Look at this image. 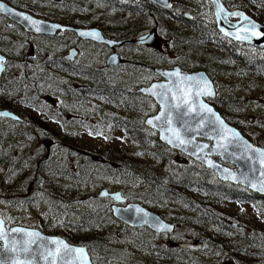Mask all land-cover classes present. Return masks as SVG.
Listing matches in <instances>:
<instances>
[{"label":"rangeland","instance_id":"rangeland-1","mask_svg":"<svg viewBox=\"0 0 264 264\" xmlns=\"http://www.w3.org/2000/svg\"><path fill=\"white\" fill-rule=\"evenodd\" d=\"M140 1L12 0L11 5L45 20L97 26L113 36L110 29L117 20H124L127 25H143L137 15L123 5ZM171 1V10H159L147 1L154 6L149 13L150 21L161 32L147 23L140 34L154 28L156 43L120 47L118 52L129 61L112 69L105 65L110 51L103 44L78 40L71 32L56 36L34 35L0 15V52L6 57L0 78V102L16 107L26 119H40L54 130L59 137L53 140L52 146L59 141L64 144L51 148L47 161H42L47 136L28 138L25 125L10 121L0 125L5 136L4 145L0 146V210H9L11 217L24 224L42 227L46 233L63 237L67 234L83 236L85 229L77 227L80 223L100 229L108 245L121 256L106 258L102 264H127V258H133L134 262L145 259L140 255L144 247L142 237L150 238L151 234L129 228L116 219L111 213L112 199L99 197L102 188L119 190L126 202H139L165 219L186 216L184 224L192 226L195 240H202L211 247L195 251V262L224 263L225 256L216 250L219 245L228 244L225 250L228 256H237L236 262L264 264V196L255 198L248 189L226 183L245 193L248 199H232L214 193L211 205L207 206L202 198L208 193L202 190L182 187L180 193L169 192L174 188L173 181L186 178L182 173L195 180L212 179L216 174L158 140V133L144 125L145 118L158 111V105L150 96L137 92L138 88L161 80L155 67L177 65L185 72L206 68L217 91L216 98L206 100L244 136L264 147V78L250 74L241 58L264 60V47L232 40L219 31L213 35L222 46L200 43L196 25L205 24L206 29L212 30L207 25L216 24L213 5L208 0ZM222 2L229 11L239 10L264 26V0ZM184 13L192 14L195 20L190 22ZM230 19L238 20V16ZM170 31H177V36L173 37ZM183 36L184 42L180 41ZM68 46H76L80 51L74 64L77 72L66 70L64 54ZM83 68L87 71H81ZM117 84L122 88L118 103H110L88 91L93 85ZM119 117L134 128H140L141 137L129 135L115 126ZM35 128L30 129L39 133ZM63 135L69 145L61 141ZM153 135L157 139L151 137ZM73 142L76 149L71 150ZM110 148L121 149L132 156V160L153 167L139 172L123 168L109 156ZM5 153H9L8 158L1 159ZM59 163L64 164L62 168L66 166L62 172L67 169L72 175L59 180L67 193V208L53 203L41 192L32 193L27 202L12 196L3 197L7 196L4 194L8 186L15 188L19 176L24 179L34 175L35 164L47 167L59 166ZM191 196L197 202L190 199ZM193 202L202 203L204 207L197 208ZM79 210L87 212L84 218L77 214ZM90 255L100 258L96 252Z\"/></svg>","mask_w":264,"mask_h":264},{"label":"water","instance_id":"water-1","mask_svg":"<svg viewBox=\"0 0 264 264\" xmlns=\"http://www.w3.org/2000/svg\"><path fill=\"white\" fill-rule=\"evenodd\" d=\"M151 4L160 7L164 10L172 9L171 0H147ZM213 4L215 23L218 31L224 36L248 44H252L258 47H264V26L258 23L256 20L250 16L242 13L241 11H229L224 6L220 0H210ZM0 3H4L9 8L13 9L14 12L24 13L34 20L42 21L46 25H59L60 27L55 30L36 32L35 28L28 25L27 22L23 21L15 15H8L7 13H0V15L5 16L8 20L20 25L27 33L34 35H44V36H56L63 32H74V34L81 40L93 41L98 44H104L113 51L106 58V65L108 67H114L118 64H121L125 61L114 49L134 44V45H154L155 40V29L152 28L148 32L140 34L138 36L129 37V38H111L103 34L102 30L97 26H73L68 24H63L57 21L45 20L39 17L34 16L33 14L18 9L8 3L6 0H0ZM167 5V6H166ZM222 9V11H221ZM237 12L242 13L247 20L239 19L236 21H230L229 16L231 13ZM254 24L256 27L252 29L251 25ZM247 29V30H246ZM95 31L99 34V39L82 36L81 32H92ZM253 32L261 33V35H253ZM228 33H231L229 35ZM150 34L151 39L146 42L141 41V37ZM237 36H247L248 39H238ZM67 60L74 61L78 57V51L75 47H72L68 50L65 55ZM0 58H2L3 69L5 70V61L6 57L0 52ZM4 70L0 72V77L4 73ZM179 70L180 76H168L165 73H173ZM155 71L159 73L161 80L152 81L149 85L142 86L137 89V92L150 96L155 103L158 105V111L154 115H149L144 120V125L152 130H155L158 133V140L167 146L179 150L182 153L186 154L194 161L200 163L207 169L211 170L216 174V177L226 183L233 185H238L247 188L249 191L258 193L261 196H264V191L260 190L264 187V177L260 175L261 165L259 153H254L252 149L246 148V145H251L252 148L264 150V147H261L257 144H254L250 141L244 134L234 125L229 123L224 119L220 112L206 99L216 98L217 91L215 85L208 73L205 70H196L192 72H185L179 66L175 65L172 68H155ZM185 76H195L199 80L201 77L204 80H200V89L206 91L208 86H210L212 95H201L199 97H194L195 103L191 104V107L197 108L199 110L200 104L207 105L208 108L212 109V113L206 111H200L198 115L196 111L189 112L187 116H184L182 120H177L175 113L173 114V121L171 125L161 124L160 121H156L154 118L161 115L162 104L165 102L161 97H158L153 94L149 89H153V86H157L153 89L155 92L165 91L166 89H161L160 85H165L172 87L175 91V94L180 97L187 94L189 90V82L183 80ZM204 81H207L205 85ZM172 93H169V99H171ZM176 103L177 101H172ZM186 110V109H185ZM9 113L7 116L0 115L2 118H10L13 120H19L20 117L13 111L3 108L0 109V113ZM214 114V115H213ZM219 117L224 124L229 129H234L240 134V141L237 144L228 145L227 152L223 148L218 147L219 143H224L223 140H219L216 135V132L213 131V128L216 125H208L207 119L210 118L215 120L216 117ZM152 119L153 124H148L147 121ZM186 122V123H185ZM155 125V126H154ZM204 125L203 127H200ZM185 127L189 130L185 131ZM169 129H175L179 131L180 138L184 140H192V144L179 145V140H175L174 143H168V140L165 137L171 138L173 136L172 131ZM230 136V133L228 134ZM207 145L208 147L203 149V152L199 150L197 146ZM195 152L196 155L192 153ZM211 160L214 162L217 167L209 166L208 161ZM225 163L233 164L234 167H229ZM228 171L225 172L224 170ZM235 177V178H233ZM255 185V187H253ZM102 193H107L108 195H102ZM120 196V199H115L116 195ZM99 197H109L114 202L111 205L112 215L123 222L124 224L131 227H141L147 226L151 230L156 232H169L172 230V224L163 219L158 213L146 208L139 202H128L123 204L126 201V197L122 194L121 191H109L106 188H102L99 192ZM142 209V212H137L136 209ZM145 220L147 222H145ZM0 221H3V224L0 225V228L3 230L2 236H0V261L3 264H95L91 258L90 252L87 246L83 244H75L68 241L65 237L57 234H47L44 233L37 227L25 226V225H12L7 227L4 220L0 216ZM169 226L167 229L161 228V225ZM19 230V231H16ZM31 233H36L38 235L32 236ZM35 241V243H31ZM57 241H63L72 251L67 252L65 255L64 245L58 244ZM188 245V244H186ZM27 246L31 249V252L25 253L22 249ZM199 245L190 244V247L196 248ZM15 249V251H13ZM59 249V251H57ZM77 249H82V251H77ZM49 252L52 253L47 260L44 259ZM43 254V255H42Z\"/></svg>","mask_w":264,"mask_h":264},{"label":"trees","instance_id":"trees-1","mask_svg":"<svg viewBox=\"0 0 264 264\" xmlns=\"http://www.w3.org/2000/svg\"><path fill=\"white\" fill-rule=\"evenodd\" d=\"M8 3L12 4V0H6ZM116 5H120L117 2H115ZM127 6L128 9H130L137 17L139 18L140 22L143 23L141 24H131L127 25L124 23V20H117L115 24L111 27V34L114 37L117 38H129L134 36V34H140L143 29L145 28L144 25L148 23V25L154 27L157 29V31L161 32V29L158 28L155 24H152L149 18V13L152 11L153 5L149 4L146 0H141L140 3H130L127 2L126 4H123ZM149 5V6H148ZM160 10V7L157 8ZM162 9V8H161ZM209 28L211 27V31L209 29H206L205 24H198L196 25V32L200 35L197 41L203 44L207 43H214L215 45L222 46L220 42L215 40V37L213 35V32L219 34L218 29L216 27V24H209L207 25ZM166 32V31H164ZM172 36H177L178 32L177 31H170ZM185 36L180 38V41L184 42ZM244 62H246L248 66V71L250 74H252L255 78L258 77H263L264 78V60H249L245 56L241 57ZM75 63H68L65 64L66 70L69 72H77L78 68L74 66ZM205 70H207L205 68ZM81 71L86 72L87 70L85 68L81 69ZM264 88V84H263ZM121 86L120 85H114V86H98V85H93L88 89V91L98 97H103L106 101L110 103H118L119 102V97L121 95ZM264 91V89H263ZM8 108L10 107L9 105H5ZM34 122L35 125L38 126L39 128L45 130L46 132H49L52 135H57L54 130L48 127L43 121H41L38 118L32 117L31 118ZM115 120V126L121 127L127 134L129 135H136L138 137H141V133H138V129L140 128H134L133 124L127 123L124 121V118L119 117ZM235 122V121H234ZM140 127L143 128L145 127L143 125V122H140ZM154 139H157V136L153 135L151 136ZM61 141L66 143L68 145V142L65 141V136L60 137ZM74 143V142H73ZM76 145V143H74ZM114 157L116 161L122 164L123 168L128 167L129 169H132L133 172H139L141 169H150L151 164L146 163V164H141L137 160H132V156L124 154L123 150L121 149H113L110 148L109 150V156ZM9 153H6L5 156H2L1 159L8 158ZM163 162V161H162ZM64 164H60L59 166L55 165H48L47 167L40 166L39 164H35L32 168L34 172V176L32 177V186L29 183V186L27 187H18L15 186V188H12V186H8V190L5 192L3 196L5 198H10L9 196H12L14 199H18L20 197H28L32 193H37L41 192L43 193L48 199H50L53 203L56 204H62L64 206V209L67 208V205L69 203L67 193L65 190L61 188L59 185V180L61 178H68L72 177L70 175L69 171L66 169V171H61L65 170L66 166L62 168ZM117 171H120L119 168H117ZM39 176L37 177V175ZM183 177L176 181H173L172 184L174 185L173 189H169V192H174L175 190L180 193L179 189L186 188V189H191V190H196V191H204L208 193V195H205L202 199V201H205V205L210 206L211 201H212V196L217 194L218 196L221 197H231L232 199H248V196L245 193H241L237 188H234L232 186H228L225 182L220 181L218 178L213 177L211 178H204L200 180H195L194 178L188 177L182 173ZM17 184V183H16ZM17 191L15 192L14 191ZM192 200L196 201L194 197L191 196ZM197 202V201H196ZM195 207L197 208H202L204 207V204L200 203H195L193 202ZM86 211L79 210L77 211V214L80 215L81 218H84V215L86 214ZM77 227L84 228L85 229V234L83 236H77L74 237L73 235H65V238L68 241H72L76 244H83L87 246L89 252H96L98 255H100V258L91 256L93 262L95 264H102L103 260L106 258L110 257H121L118 251L108 245V240L104 236V234L100 231V229L92 228L88 225L85 224H77Z\"/></svg>","mask_w":264,"mask_h":264},{"label":"flooded vegetation","instance_id":"flooded-vegetation-1","mask_svg":"<svg viewBox=\"0 0 264 264\" xmlns=\"http://www.w3.org/2000/svg\"><path fill=\"white\" fill-rule=\"evenodd\" d=\"M208 1L212 4V2L210 0H208ZM220 1L222 2V0H220ZM172 7H173V3H172ZM231 11H237V10H231ZM184 17L186 19L190 20V22H192V20H195L194 19L195 17L192 14H190V13H184ZM230 17H232V15L229 16V20L232 21L230 19ZM238 19H239V16H238ZM234 21H236V20H234ZM68 25H72V24H68ZM73 26H78V25H73ZM87 27H89V26H87ZM67 32H69V31H67ZM102 32L107 37L117 38V37L108 35L103 30H102ZM63 33H66V32H63ZM63 33H61V34H63ZM71 33L74 34V32H71ZM155 33H156V30H155ZM78 40H81V39L78 38ZM82 41H87V40H82ZM90 42H93V41H90ZM129 45L138 46V47L139 46H142V45H134V44H129ZM129 45H125V46H121V47H126V46H129ZM72 47H75L77 49L78 56H79L80 51H79V49L76 46H68L67 52ZM119 48L120 47H118V48H116L114 50L123 59H125V61L123 63H121V64L127 63L129 61V59L126 56H124L123 54H120L118 52V49ZM108 49H109L110 53L113 51V49H110L109 47H108ZM65 55H66V53L64 54V59H65L64 60V64L75 63L76 62L77 59L74 60V61L67 60L66 57H65ZM108 55H107V57H108ZM121 64H118V65H116L114 67H108L106 65V59H105V65L108 68H111V69L112 68H115V67H117V66H119ZM155 68H165V67H155ZM155 68H154V71H155ZM156 73H158V72H156ZM9 106L10 107L8 108L7 106H4V104L2 102H0V109H3V108L9 109V110L13 111L14 113H16L20 117V119L19 120H13V119H10V118H2V119H0V125L2 126L3 123H5L7 121L14 122L17 125H25V126L28 127V129H27L28 131L25 132V134L28 136V138L29 137H34L35 138L36 136H38V137H40V136H47V139H44V144H45V147H46V155L45 156H42V158H41L42 161H47V156L51 152V148H58V146L61 147V145H64L62 142L59 141V144L52 146L53 140H56V138H58L59 136L52 135L49 132H46L45 130L39 128L38 126L35 125V122L31 118L26 119L25 116H23L21 114V111L20 110H18L14 106H11V105H9ZM34 126L37 127V129L36 128L35 129L37 131H39L40 134L38 132H34L33 130L30 129L31 127L34 128ZM1 129L2 128H0V146L4 145V143L2 141L5 138V136L3 134V131ZM15 133H17V132H15ZM18 134H20V133H18ZM64 136L65 135H63L61 137H64ZM26 141H28V140H26ZM254 144H256V143H254ZM75 146L76 145L74 143H72L71 150L72 149H76ZM259 146H261V145H259ZM261 147H263V146H261ZM67 154H70V150L67 151ZM36 157L37 156H35V158ZM19 177L22 178V176H19ZM32 177H28V178H24V179L23 178L22 179L18 178L17 179V182H16L17 183L16 186H18V187L20 186V187L24 188V187L29 186V183L32 186V182H31ZM236 186H238V185H236ZM240 187H242V186H240ZM252 195L255 198L261 199V197H260V195L258 193L253 192ZM29 196L28 197H20L19 200H22V202H24V201L27 202L30 199ZM103 198H106V197H103ZM125 203H128V202L125 201ZM110 208H111V206H110ZM0 216L4 220L5 225L7 227H10V226L16 225V224L29 226L27 224L22 223L18 219L14 218V217H11L9 210H7V211L0 210ZM162 218L165 219L164 217H162ZM185 218H187V217L184 216V215H174L170 219H165L166 221H168L169 223L172 224V230L169 231V232H156V231L151 230L147 226L131 227V226H128L127 225L129 228H132V229H135V230H144L143 233H147V234H149V236L151 234V237L150 238L142 237L144 247L140 251V255L142 257H144L145 259L142 258V259H139L138 261L134 262L133 261V258H127V259L125 258L127 264H195V263H197V264H208V263H203V262H195V258H194V252L195 251H200L202 249L211 248V247L205 245L202 240H198V241L195 240V237L196 236L194 235V232L192 230V226L189 225V224H187V225L184 224V221L186 220ZM32 227H36V226H32ZM37 228H39L44 233H46L43 230L44 228H42V227L41 228L40 227H37ZM47 234H54V233L53 232L52 233L49 232ZM186 244H188V245H186ZM190 244H197L199 246L196 247V248H193V247H190ZM225 245H228V244L219 245V247H217V250H216L219 254L225 256L224 257V263L212 262L210 264H240V263L236 262V260H237V256L236 255L235 256L233 255L232 257L231 256H228L229 253H228V251L225 250ZM233 257H234V259H233Z\"/></svg>","mask_w":264,"mask_h":264},{"label":"snow or ice","instance_id":"snow-or-ice-1","mask_svg":"<svg viewBox=\"0 0 264 264\" xmlns=\"http://www.w3.org/2000/svg\"><path fill=\"white\" fill-rule=\"evenodd\" d=\"M167 6V5H166ZM222 11V9H221ZM0 13H7L8 15H15L17 17H19L20 19H22L23 21L27 22L29 26L35 28L36 32H43V31H49V30H55L57 28H59V25H46L44 24V22L42 21H38V20H34L32 17L24 14V13H18V12H14L13 9L9 8L7 5H5L4 3H0ZM230 15L232 16H240L241 19L247 20V17H245L242 13H236L233 12ZM252 29H254L256 26L254 24L251 25ZM247 30V29H246ZM229 35H231V33H228ZM80 35L82 36H90V37H94L99 39V34L95 31L92 32H81ZM253 35H261V33L258 32H253ZM238 39H248L247 36H237ZM142 42H146L147 40L151 39V35L150 34H146L144 36H142L141 38ZM3 69V63H2V58H0V72H2ZM165 75L168 76H180L179 70L173 72V73H165ZM184 81L189 82V90L187 92L186 95L184 96H180L178 97L175 94V91L172 87H168L165 85H160L158 87H160L161 89H166L165 91H160V92H155L153 89H155L157 86H153V89H149L148 91H152L154 95L161 97L163 99V101L165 102L164 104H162V111H161V115L155 117L154 119L156 121H160L161 124H168L171 125L172 121H173V114L175 113V117L177 120H182L184 116H187L189 112L192 111H196L197 114H200V111H206L208 113H212V109L208 108L207 105L204 104H200L199 106V110H197V108L195 107H191L190 105L195 103L194 97H199L201 95H208L211 96L213 93L211 91L210 86H208L207 90H201L200 89V80H204L203 77H201L199 80L197 79V77L195 76H185L183 78ZM205 85H207V81H204ZM169 93H172L171 99H169ZM172 101H177L176 103H173ZM186 109V110H185ZM0 115L3 116H7L9 115V113H0ZM214 115V114H213ZM207 119V123L208 125H216V127L213 128V131L216 132L217 137L219 138V140H223L224 143H219L218 141V147L223 148L225 152H227L228 150V145H233V144H237L240 141V134L238 132H236L234 129H229L227 128V126L224 124V122L217 116L215 120H212L210 118H206ZM148 124H153L154 121L152 119L147 121ZM186 123V122H185ZM155 126V125H154ZM204 125H201L200 127H203ZM170 131H172L173 136L171 138L169 137H165V139L168 140V143H174L175 140H179V145H186V144H192L193 141L192 140H184L180 138V134L179 131L175 130V129H169ZM189 129L187 127H185V131H188ZM230 133V136L228 135ZM199 147V150L201 152H203V149L208 147L207 145H203V146H197ZM246 148H250L252 149V151L254 153H259V157H260V165H261V171H260V175L262 177H264V150L261 149H255L252 148L251 145H246ZM193 155H196L195 152L192 153ZM209 166L212 167H217V165L214 164L213 161L209 160L208 161ZM225 172H227L228 170L225 169ZM235 178V177H233ZM253 187H255V185H253ZM260 190L264 191V187H262ZM102 195H108L107 193H102ZM115 199L119 200L120 196L117 194L115 196ZM136 211L142 212V209L137 208ZM145 222H147L145 220ZM3 224V221H0V225ZM169 226L167 225H161V228H165L167 229ZM19 231V230H16ZM3 234V230L2 228H0V236H2ZM30 235L32 236H36L38 234L36 233H31ZM31 243H35V241H31ZM58 244L64 245V249H65V255L67 254V252L72 251V249H70L66 244H64L63 241H57ZM13 251H15V249H13ZM23 252L25 253H29L31 252V249L27 246H25L22 249ZM59 251V249L57 250ZM77 251H82V249H77ZM43 255V254H42ZM50 256H52V253L49 252L46 256H44V259L47 260ZM0 264H3L2 261H0Z\"/></svg>","mask_w":264,"mask_h":264}]
</instances>
